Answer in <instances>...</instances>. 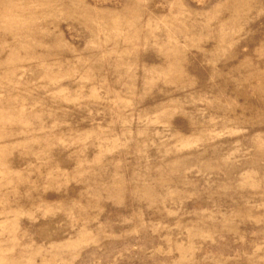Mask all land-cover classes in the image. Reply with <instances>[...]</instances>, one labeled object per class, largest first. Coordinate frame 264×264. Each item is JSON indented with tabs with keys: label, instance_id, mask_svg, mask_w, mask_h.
Segmentation results:
<instances>
[{
	"label": "rangeland",
	"instance_id": "obj_1",
	"mask_svg": "<svg viewBox=\"0 0 264 264\" xmlns=\"http://www.w3.org/2000/svg\"><path fill=\"white\" fill-rule=\"evenodd\" d=\"M0 264H264V0H0Z\"/></svg>",
	"mask_w": 264,
	"mask_h": 264
}]
</instances>
